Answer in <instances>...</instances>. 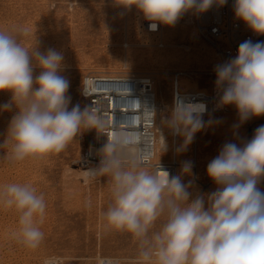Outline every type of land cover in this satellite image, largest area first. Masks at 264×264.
Wrapping results in <instances>:
<instances>
[{
    "label": "clouds",
    "instance_id": "obj_1",
    "mask_svg": "<svg viewBox=\"0 0 264 264\" xmlns=\"http://www.w3.org/2000/svg\"><path fill=\"white\" fill-rule=\"evenodd\" d=\"M114 3L126 10L135 7L155 31L160 24L173 27L184 14L204 13L227 0ZM233 8L247 28L264 35V0H235ZM30 35L27 26L0 29V92L11 93L10 102L0 105V111L17 109L0 145L10 140L4 156L10 162L59 154L84 130L107 134L98 107L81 109L77 104L69 109V81L60 75L63 54L54 49L30 50L21 42ZM34 66L41 69L35 77ZM215 74L221 107L234 106L241 124L264 116V41L242 42L235 58L217 65ZM148 112L153 118L155 113ZM168 126L173 135L184 138L183 149L203 122L193 117L190 107L177 102ZM136 143L132 136H108L99 150L98 166L86 171L89 179L108 178L111 203L102 213L104 227L125 232L137 242L136 264H264V192L258 187L264 178V125L242 144H223L207 165L216 190L194 198L193 181L185 183L181 175L170 176L160 166L150 168L147 153L130 151ZM165 149L163 139L161 153ZM191 169V161L182 163L183 174ZM0 208L17 213L18 228L11 233L16 243L38 250L45 239L40 227L47 209L44 194L27 182L0 185ZM43 264L62 261L49 256ZM103 264L118 262L108 259Z\"/></svg>",
    "mask_w": 264,
    "mask_h": 264
},
{
    "label": "rangeland",
    "instance_id": "obj_2",
    "mask_svg": "<svg viewBox=\"0 0 264 264\" xmlns=\"http://www.w3.org/2000/svg\"><path fill=\"white\" fill-rule=\"evenodd\" d=\"M140 14L135 7L126 10L114 0H0V29L27 26L31 35L21 41L26 47L30 50L35 47L42 53L54 49L63 54L60 75L69 81V109L77 104L81 109L85 107L80 88L86 73L145 72L154 79L158 97L169 105L168 121L172 113V72L186 71L182 79L191 87L187 83L185 89H209L212 85L209 70L215 67L217 54L200 35L191 12L173 27L163 25L159 35L163 46L156 44L155 35L141 29ZM126 41L128 47L123 46ZM150 53L163 57L172 53L175 57L148 59ZM40 71L34 66V77ZM10 100V92H0V105ZM16 111L15 107L0 111V145L7 139ZM201 120L203 127L194 134L192 142L181 149L184 138L180 136L178 148L179 160L192 163L190 174H183L182 163L179 165L182 180L193 181V198L216 190L217 185L207 175V165L223 144H242L247 137L248 120L241 124L234 106L229 112ZM250 121L259 127L264 125V116L252 117ZM166 130L171 138L168 122ZM90 142L92 134L84 130L63 152L22 162H10L4 157L10 140L0 147V185L31 183L38 193L44 194L47 203L44 223L40 225L45 239L38 250L16 243L11 233L18 228L17 213L0 208V264H39L49 256L61 258L62 264H103L105 258L118 264H136L137 242L125 232L104 227L102 213L111 203L108 178L89 179L83 169L95 166H84L80 161L84 147ZM156 159L172 161L170 148ZM258 187L264 192V178ZM88 201L91 207L87 206Z\"/></svg>",
    "mask_w": 264,
    "mask_h": 264
},
{
    "label": "built area",
    "instance_id": "obj_3",
    "mask_svg": "<svg viewBox=\"0 0 264 264\" xmlns=\"http://www.w3.org/2000/svg\"><path fill=\"white\" fill-rule=\"evenodd\" d=\"M235 0H227L223 6L213 5L207 12L197 14L191 12L193 21L200 35L207 40L217 54V65L223 64L237 55L239 45L251 40L253 43L264 41V35L254 34L243 21L238 20L234 13ZM141 15V29L157 37L156 44L163 46L164 42L159 35L163 25H158L155 31L150 30V22ZM129 42L123 43L128 47ZM215 67L209 70L212 75V85L209 89L197 87L185 89L179 85V80L186 71L177 69L172 72V100L171 111L177 102L192 109L193 117L211 116L220 112H229L232 106L221 107L219 105L220 92L216 88ZM85 91V92H84ZM80 96L85 101V106H96L106 121L104 131L107 134H99L95 130H89L92 134V142L88 143L81 153V164L84 166H98L100 149L108 142V136L120 134L132 136L136 140L132 151H144L147 153V161L150 168L160 166L162 172L170 176H176V160L156 159V112L159 106L158 94L154 86V79L145 72H89L82 77ZM154 112L152 114L148 111ZM257 127L248 120L246 140L251 139ZM178 137V135H174ZM163 174V173H161ZM108 259L105 258L103 262ZM113 260V259H112ZM44 261V260H43ZM41 261L39 264H43Z\"/></svg>",
    "mask_w": 264,
    "mask_h": 264
},
{
    "label": "bare ground",
    "instance_id": "obj_4",
    "mask_svg": "<svg viewBox=\"0 0 264 264\" xmlns=\"http://www.w3.org/2000/svg\"><path fill=\"white\" fill-rule=\"evenodd\" d=\"M192 17V16H191ZM190 20V19H189ZM151 56H153V58H164V57H169V58H172V57H175L172 53H167L166 55H160V54H157L155 53L154 55L150 53V55H148V59L151 58ZM172 56V57H171ZM146 57V56H145ZM152 58V60H153ZM141 59V58H140ZM139 59V60H140ZM145 59L144 56H142V60ZM147 59V58H146ZM165 59V58H164ZM155 60V59H154ZM166 60V59H165ZM145 61V60H144ZM151 61V60H150ZM188 82H185V80L181 79L179 80V85L181 84V86L183 88L186 87V84ZM189 84V83H188ZM187 84V85H188ZM189 87H191V84H189ZM158 101H159V106H158V109H157V112H156V120H157V134H156V150H157V153H156V158H159L160 157V154H161V146L163 144V139H164V143L166 145V149L170 148L171 150V158L172 160H176L177 162V165H175V168H176V175H180V165L182 162L179 160V143H180V136L178 137H174L173 134H171V138H169V135H168V132L166 130V124L168 121L167 120V116H166V111L167 109L169 108V105L162 99H160L158 97ZM168 112V111H167ZM257 127V126H256ZM172 132V130H171ZM254 134V133H253ZM253 134L251 135V138L253 136ZM162 135V136H161ZM163 137V139H162ZM165 149V150H166ZM130 151H132V149H130ZM91 169V168H89ZM88 168L87 169H83V171H87L89 170ZM86 174L88 175V173L86 172Z\"/></svg>",
    "mask_w": 264,
    "mask_h": 264
}]
</instances>
